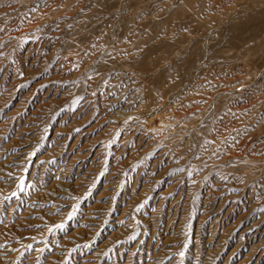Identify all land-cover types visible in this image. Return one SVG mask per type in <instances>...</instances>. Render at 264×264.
Listing matches in <instances>:
<instances>
[{"label": "rangeland", "instance_id": "obj_1", "mask_svg": "<svg viewBox=\"0 0 264 264\" xmlns=\"http://www.w3.org/2000/svg\"><path fill=\"white\" fill-rule=\"evenodd\" d=\"M0 264H264V0H0Z\"/></svg>", "mask_w": 264, "mask_h": 264}]
</instances>
